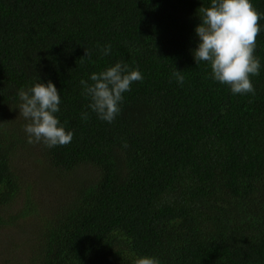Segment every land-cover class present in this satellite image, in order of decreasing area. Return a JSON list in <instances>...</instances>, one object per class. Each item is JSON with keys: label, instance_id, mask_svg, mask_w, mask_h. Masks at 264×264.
<instances>
[{"label": "trees", "instance_id": "obj_1", "mask_svg": "<svg viewBox=\"0 0 264 264\" xmlns=\"http://www.w3.org/2000/svg\"><path fill=\"white\" fill-rule=\"evenodd\" d=\"M252 3L261 68L241 95L192 54L210 0H0V238L22 252L0 264H264V0ZM117 61L143 80L109 123L80 81ZM39 78L60 92L67 145L27 143L17 94Z\"/></svg>", "mask_w": 264, "mask_h": 264}, {"label": "clouds", "instance_id": "obj_2", "mask_svg": "<svg viewBox=\"0 0 264 264\" xmlns=\"http://www.w3.org/2000/svg\"><path fill=\"white\" fill-rule=\"evenodd\" d=\"M200 23L195 27L198 46L192 49L196 64L206 62L211 79L227 85L233 94L255 93L251 77L260 73L261 63L255 55L260 34L261 13L252 0H210V6L197 9ZM102 55H109L111 45L101 47ZM85 49V56L90 57ZM183 85L185 77L180 70L172 73ZM91 83L81 79L82 95L90 100L88 107L98 118L111 123L120 113L124 93L131 90L133 82L142 81L138 68L117 61L99 72L91 73ZM19 115L27 123L24 132L28 144L42 143L47 148L64 146L71 142L73 133L65 129L56 116L60 111V92L56 85L40 78L18 91ZM88 113L81 119L87 121ZM127 147V143L123 145ZM132 264H160L157 257L141 255Z\"/></svg>", "mask_w": 264, "mask_h": 264}, {"label": "rangeland", "instance_id": "obj_3", "mask_svg": "<svg viewBox=\"0 0 264 264\" xmlns=\"http://www.w3.org/2000/svg\"><path fill=\"white\" fill-rule=\"evenodd\" d=\"M29 151H32V148L29 149ZM24 159V158H23ZM9 234L16 236L20 232H14V231H7ZM21 242L19 246V238H11V239H5V238H0V256L2 259H7L9 262L14 263L16 261L21 260ZM20 257L16 259L18 256ZM8 263V262H4Z\"/></svg>", "mask_w": 264, "mask_h": 264}]
</instances>
